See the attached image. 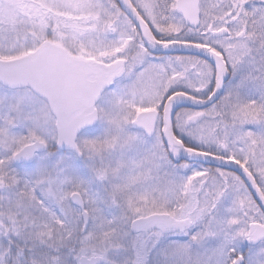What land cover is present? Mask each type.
<instances>
[{
	"label": "snow or ice",
	"instance_id": "6c2138e0",
	"mask_svg": "<svg viewBox=\"0 0 264 264\" xmlns=\"http://www.w3.org/2000/svg\"><path fill=\"white\" fill-rule=\"evenodd\" d=\"M0 264H264V0H0Z\"/></svg>",
	"mask_w": 264,
	"mask_h": 264
}]
</instances>
